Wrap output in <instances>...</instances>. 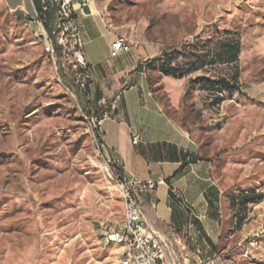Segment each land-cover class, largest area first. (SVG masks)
<instances>
[{
    "label": "rangeland",
    "instance_id": "obj_1",
    "mask_svg": "<svg viewBox=\"0 0 264 264\" xmlns=\"http://www.w3.org/2000/svg\"><path fill=\"white\" fill-rule=\"evenodd\" d=\"M100 1L109 29L146 37L156 66L166 61L187 78L180 107L164 100L165 108L224 192L259 195L258 207L245 205L243 258L264 264V0ZM26 16L0 0V264H121L120 245L99 236L101 221L119 227L123 216L118 168L89 126L102 111L89 107L56 46L53 62L34 13ZM235 41L231 62L225 44Z\"/></svg>",
    "mask_w": 264,
    "mask_h": 264
},
{
    "label": "crops",
    "instance_id": "obj_2",
    "mask_svg": "<svg viewBox=\"0 0 264 264\" xmlns=\"http://www.w3.org/2000/svg\"><path fill=\"white\" fill-rule=\"evenodd\" d=\"M2 1L16 16L34 13L32 0ZM87 5L90 13L79 14L78 23L92 76L88 105L103 112L118 96L116 117L101 127V152L138 180H165L155 190L138 191L148 228L171 242L163 250L165 262L247 264L245 205L263 202L245 203L244 197L224 192L212 176V161L166 110L164 100L180 107L187 78L164 75L159 61H152L156 51L146 37L135 40L109 29L107 4L89 0ZM116 38L130 49L111 56Z\"/></svg>",
    "mask_w": 264,
    "mask_h": 264
},
{
    "label": "built area",
    "instance_id": "obj_3",
    "mask_svg": "<svg viewBox=\"0 0 264 264\" xmlns=\"http://www.w3.org/2000/svg\"><path fill=\"white\" fill-rule=\"evenodd\" d=\"M39 10L34 7V18L44 26L48 23L50 36H45V44L48 47V54L53 62L56 61L55 46L59 48L63 58L66 57L68 63L76 76V84L80 94H89L91 83V70L84 55L85 42L82 37L78 23V15L84 14L83 6L89 0H79L74 3L72 0H37ZM53 12V17L48 19L47 13ZM27 14H24V17ZM129 45L122 38H116L110 46V55L116 56L121 52L128 51ZM118 109V96L112 101L109 108L100 115L89 116V126L91 134L97 141V148L102 156V131L103 123L108 119L116 117ZM138 134L133 133L132 143H137ZM106 164L115 165L118 169L115 173L111 172L112 178L116 180L117 187L123 192L122 207L125 209L126 228H119L105 221L102 222L101 235H109V243L113 244V239H122L126 255H121L120 261L124 258H132L137 264H168L164 260L163 250L171 248V242L164 239L156 231L148 228L145 219V212L140 204L138 191L155 190L158 185L164 184L165 180L148 179L141 181L136 179L131 173H126L113 161H105ZM173 253V252H172ZM201 264H212L211 261Z\"/></svg>",
    "mask_w": 264,
    "mask_h": 264
},
{
    "label": "trees",
    "instance_id": "obj_4",
    "mask_svg": "<svg viewBox=\"0 0 264 264\" xmlns=\"http://www.w3.org/2000/svg\"><path fill=\"white\" fill-rule=\"evenodd\" d=\"M32 1L34 4V7L38 11L40 9L38 1L37 0H32ZM47 17L48 19H51L53 17V12H48ZM44 27L50 34L51 30H50L49 24L46 23ZM225 51H226V54L228 55V59L231 62H235L238 59V55L240 52V42L235 41L233 43L225 44ZM57 53L60 54V51H58ZM160 70L162 71L164 75H171L173 77H178V78H181L184 76L181 72H178L175 68L171 66V64L167 63L166 61L160 66ZM219 83H221L223 88L227 91H230L232 89L239 90V87L235 85L234 83H230L225 80H220ZM258 197L259 195H255V194H252L250 196H244V202L248 203L251 201H255Z\"/></svg>",
    "mask_w": 264,
    "mask_h": 264
},
{
    "label": "bare ground",
    "instance_id": "obj_5",
    "mask_svg": "<svg viewBox=\"0 0 264 264\" xmlns=\"http://www.w3.org/2000/svg\"><path fill=\"white\" fill-rule=\"evenodd\" d=\"M120 190V193H121V198H122V202H123V192L121 189ZM100 232H101V229H102V222L100 224ZM119 228H126V215H125V209H123V220H122V223L121 225L119 226ZM103 236V239L105 240L106 243H109V235H102ZM104 242V243H105ZM113 243H117L121 246L122 248V251H121V255H126V248H124V243L122 241V239H113ZM121 264H137L136 260L132 259V258H124L122 259V261H120Z\"/></svg>",
    "mask_w": 264,
    "mask_h": 264
},
{
    "label": "water",
    "instance_id": "obj_6",
    "mask_svg": "<svg viewBox=\"0 0 264 264\" xmlns=\"http://www.w3.org/2000/svg\"><path fill=\"white\" fill-rule=\"evenodd\" d=\"M83 11H84V13H86V14L90 13V10H89L88 5H84V6H83Z\"/></svg>",
    "mask_w": 264,
    "mask_h": 264
}]
</instances>
